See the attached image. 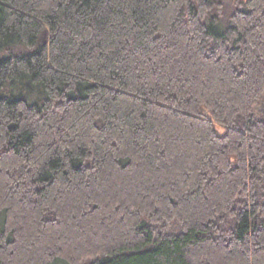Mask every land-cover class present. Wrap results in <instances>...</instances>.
<instances>
[{"label":"trees","instance_id":"trees-1","mask_svg":"<svg viewBox=\"0 0 264 264\" xmlns=\"http://www.w3.org/2000/svg\"><path fill=\"white\" fill-rule=\"evenodd\" d=\"M0 264H264V0H0Z\"/></svg>","mask_w":264,"mask_h":264}]
</instances>
